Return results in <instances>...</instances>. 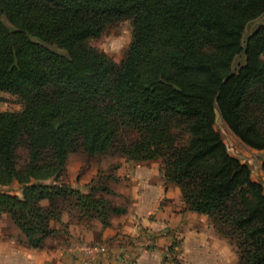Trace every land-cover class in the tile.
I'll use <instances>...</instances> for the list:
<instances>
[{
  "label": "trees",
  "instance_id": "16d2710c",
  "mask_svg": "<svg viewBox=\"0 0 264 264\" xmlns=\"http://www.w3.org/2000/svg\"><path fill=\"white\" fill-rule=\"evenodd\" d=\"M262 18L264 0H0V92L23 107L0 112V188H19L0 192V220L32 250L65 212L107 228L126 209L67 184L70 155L160 160L239 264H264V187L215 128L219 115L264 151V22L245 39ZM125 20L132 42L116 64L89 42Z\"/></svg>",
  "mask_w": 264,
  "mask_h": 264
},
{
  "label": "crops",
  "instance_id": "0c3cea01",
  "mask_svg": "<svg viewBox=\"0 0 264 264\" xmlns=\"http://www.w3.org/2000/svg\"><path fill=\"white\" fill-rule=\"evenodd\" d=\"M97 170L75 188L88 193ZM122 174L125 185L112 187L122 200L113 205L126 214L111 217L109 227L98 219L72 220L65 212L53 223L58 234L46 240L42 259L34 260L36 250L24 243L10 245L0 259L4 264H239L235 248L209 217L186 209L181 190L166 182L160 160L125 163L113 176ZM61 226L68 229L61 232Z\"/></svg>",
  "mask_w": 264,
  "mask_h": 264
},
{
  "label": "rangeland",
  "instance_id": "374dc122",
  "mask_svg": "<svg viewBox=\"0 0 264 264\" xmlns=\"http://www.w3.org/2000/svg\"><path fill=\"white\" fill-rule=\"evenodd\" d=\"M263 22L264 18L251 23L246 31L245 39L250 36L260 25H262ZM132 37V22L125 20L122 22L113 23L108 26L102 36L99 39L91 40L89 45L95 50L104 53L116 64H120L125 59L129 51ZM243 62V58L238 59V63L243 64ZM22 109L23 107L17 101L16 97L0 92V112H20ZM215 128L227 146L230 155L239 159L243 164L247 165L252 172L253 181L262 184L264 187V173L262 171V165L264 164V151L258 152L242 144L238 138H236L228 129L219 115L217 117ZM129 162L133 161H128L127 158L119 154H111L90 159L81 152L74 153L69 157L65 180H68L70 185H72L74 188L78 186L80 187V181L83 178H87L92 174L93 171L98 169V175L96 179L92 181V184L95 185V194H97V198L104 197L109 205L115 207L113 204L120 203L122 197L119 194H115L114 192V195H108L105 193L103 194L100 192V189L103 187H108L112 191L114 184H117L116 182H119L121 185H125L126 181L122 180L123 174L119 176V178L113 175L115 172H118L121 166ZM119 180H121V182ZM18 189V186L15 185L10 188H0V192L6 191L11 192L12 194H19ZM116 208L121 207L118 206ZM68 213L70 214L69 218H72V220L79 219L77 218L75 212ZM72 220H70V222ZM67 229L68 228L66 226H61L60 231L63 232ZM226 241L230 245L229 241ZM23 243L25 244V239L18 228L12 223L10 216L4 215L0 220V255L5 253V251L9 249L10 245H22ZM43 256V249L36 250V252H34V260L38 261V259H42ZM4 263V260L0 259V264Z\"/></svg>",
  "mask_w": 264,
  "mask_h": 264
},
{
  "label": "built area",
  "instance_id": "2783aa9c",
  "mask_svg": "<svg viewBox=\"0 0 264 264\" xmlns=\"http://www.w3.org/2000/svg\"><path fill=\"white\" fill-rule=\"evenodd\" d=\"M93 251L97 253H101V252H105V249L104 248H94Z\"/></svg>",
  "mask_w": 264,
  "mask_h": 264
}]
</instances>
